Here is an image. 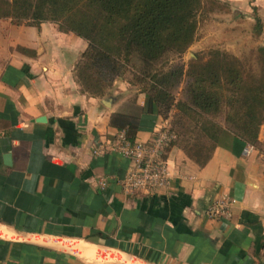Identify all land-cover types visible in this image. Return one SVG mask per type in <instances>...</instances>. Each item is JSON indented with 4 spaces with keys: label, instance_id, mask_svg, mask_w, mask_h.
Returning a JSON list of instances; mask_svg holds the SVG:
<instances>
[{
    "label": "crops",
    "instance_id": "crops-1",
    "mask_svg": "<svg viewBox=\"0 0 264 264\" xmlns=\"http://www.w3.org/2000/svg\"><path fill=\"white\" fill-rule=\"evenodd\" d=\"M218 1L254 14L264 43V0ZM86 48L53 22L0 18V264H264V124L257 146L223 127L203 163L186 149L206 138L178 137L170 184L125 194L129 162L93 148L120 130L147 141L163 118L129 84L84 92L75 68ZM221 196L235 203L213 218Z\"/></svg>",
    "mask_w": 264,
    "mask_h": 264
},
{
    "label": "trees",
    "instance_id": "trees-1",
    "mask_svg": "<svg viewBox=\"0 0 264 264\" xmlns=\"http://www.w3.org/2000/svg\"><path fill=\"white\" fill-rule=\"evenodd\" d=\"M219 2L0 0V18L34 26L53 22L60 31L85 40L87 48L75 74L88 95H102L120 67L131 64L138 75L133 76V85L139 86L163 119L173 107L177 109L170 123L177 139L200 135L210 143L201 149L195 150L194 144L186 149L189 155L202 154L203 163L223 127L257 146L264 124V47L256 49L257 73L219 50L208 52L206 59L193 55L186 68L156 70L169 56L187 51L196 39L200 14L207 5L212 9ZM254 31L262 33L257 19ZM181 82L182 98L175 102L173 91Z\"/></svg>",
    "mask_w": 264,
    "mask_h": 264
},
{
    "label": "rangeland",
    "instance_id": "rangeland-1",
    "mask_svg": "<svg viewBox=\"0 0 264 264\" xmlns=\"http://www.w3.org/2000/svg\"><path fill=\"white\" fill-rule=\"evenodd\" d=\"M253 15L251 14L250 17L239 16L235 9H231L225 1H220L219 5L216 4L212 9L207 5L199 16L196 39L193 44L181 56H169L157 65L156 70L165 71L181 65L186 68L193 55L196 54L206 59L208 52L219 50L235 56L246 68L250 67L254 73H257L256 49L264 47V43L259 38L260 35L254 31ZM133 76L138 75L131 68V64H124L114 75L111 86L108 88L120 82L138 88L139 86L133 85ZM182 86L183 82L173 91L175 102L182 98ZM177 112L174 107L171 109L166 118L169 124Z\"/></svg>",
    "mask_w": 264,
    "mask_h": 264
},
{
    "label": "built area",
    "instance_id": "built-area-1",
    "mask_svg": "<svg viewBox=\"0 0 264 264\" xmlns=\"http://www.w3.org/2000/svg\"><path fill=\"white\" fill-rule=\"evenodd\" d=\"M177 141L176 133L169 122L163 119L157 124L147 141L129 140L125 130L118 131L109 142H98L93 148V155L118 154L129 162L124 177L117 180L125 194H150L155 190L167 187L174 173L169 166L167 152ZM252 150L248 146L245 152ZM113 177L100 178L97 181L99 189H104ZM235 201L221 196L208 209L213 218L230 216V208Z\"/></svg>",
    "mask_w": 264,
    "mask_h": 264
},
{
    "label": "water",
    "instance_id": "water-1",
    "mask_svg": "<svg viewBox=\"0 0 264 264\" xmlns=\"http://www.w3.org/2000/svg\"><path fill=\"white\" fill-rule=\"evenodd\" d=\"M113 101H114L113 98L108 97V98H105L104 100H102V103H103L105 106H109Z\"/></svg>",
    "mask_w": 264,
    "mask_h": 264
}]
</instances>
